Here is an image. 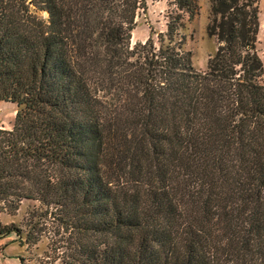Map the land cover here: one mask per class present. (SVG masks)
<instances>
[{
	"label": "trees",
	"instance_id": "trees-1",
	"mask_svg": "<svg viewBox=\"0 0 264 264\" xmlns=\"http://www.w3.org/2000/svg\"><path fill=\"white\" fill-rule=\"evenodd\" d=\"M146 8L0 0V100L18 106L0 128V210L39 201L63 264H264L259 0H211L206 71L174 40L181 14L159 47L131 46Z\"/></svg>",
	"mask_w": 264,
	"mask_h": 264
},
{
	"label": "rangeland",
	"instance_id": "rangeland-1",
	"mask_svg": "<svg viewBox=\"0 0 264 264\" xmlns=\"http://www.w3.org/2000/svg\"><path fill=\"white\" fill-rule=\"evenodd\" d=\"M146 1L147 8L138 12L136 25L132 31L131 46L151 37L159 47L161 43L159 34L167 32L170 16L181 14L182 23L174 40L184 51L191 52L192 64L196 70L206 71L209 58L215 54L218 47L217 38L210 37L207 33L211 0H196L199 13L194 17H191L188 11L181 10L176 0ZM259 7L260 28L257 51L264 63V0H259ZM39 13L48 19L47 12L39 11ZM262 80L264 81V74ZM17 109L16 103L0 100V128L13 126ZM44 210L45 207H41L40 202L34 199H24L15 214L0 210L2 226L14 224L22 232L21 235L16 232L0 235V264H63L64 248L54 249L53 241L64 238L62 237L64 233L58 230L53 218L41 215ZM29 231H33L38 236L35 242H30L26 238Z\"/></svg>",
	"mask_w": 264,
	"mask_h": 264
}]
</instances>
